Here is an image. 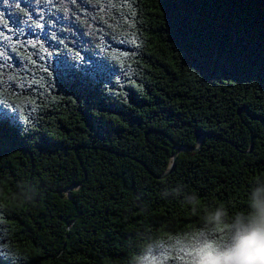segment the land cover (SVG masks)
I'll return each instance as SVG.
<instances>
[{"label": "trees", "instance_id": "obj_1", "mask_svg": "<svg viewBox=\"0 0 264 264\" xmlns=\"http://www.w3.org/2000/svg\"><path fill=\"white\" fill-rule=\"evenodd\" d=\"M259 208L264 0H0V264H213Z\"/></svg>", "mask_w": 264, "mask_h": 264}, {"label": "clouds", "instance_id": "obj_2", "mask_svg": "<svg viewBox=\"0 0 264 264\" xmlns=\"http://www.w3.org/2000/svg\"><path fill=\"white\" fill-rule=\"evenodd\" d=\"M213 258V264H264V208L235 227L229 246Z\"/></svg>", "mask_w": 264, "mask_h": 264}, {"label": "water", "instance_id": "obj_3", "mask_svg": "<svg viewBox=\"0 0 264 264\" xmlns=\"http://www.w3.org/2000/svg\"><path fill=\"white\" fill-rule=\"evenodd\" d=\"M233 39H234V42H235L236 37H234ZM198 138H199V139H198V146H197L195 149L177 148V149L175 150V153H174L173 157L171 158V164L169 165V167H168V169H167V171H166V174L170 173L171 169L173 168V163H174L175 157H176V155H177L178 153H180L181 151H185V150H193V151H194V150H197V149L202 145V142H203V136L199 135ZM166 174H165V175H166Z\"/></svg>", "mask_w": 264, "mask_h": 264}, {"label": "rangeland", "instance_id": "obj_4", "mask_svg": "<svg viewBox=\"0 0 264 264\" xmlns=\"http://www.w3.org/2000/svg\"><path fill=\"white\" fill-rule=\"evenodd\" d=\"M225 56H229V55H228V52H225Z\"/></svg>", "mask_w": 264, "mask_h": 264}]
</instances>
